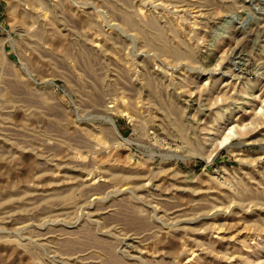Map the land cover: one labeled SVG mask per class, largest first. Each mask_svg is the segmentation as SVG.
Listing matches in <instances>:
<instances>
[{
  "label": "rangeland",
  "instance_id": "obj_1",
  "mask_svg": "<svg viewBox=\"0 0 264 264\" xmlns=\"http://www.w3.org/2000/svg\"><path fill=\"white\" fill-rule=\"evenodd\" d=\"M261 108L264 0H0V264H264Z\"/></svg>",
  "mask_w": 264,
  "mask_h": 264
},
{
  "label": "bare ground",
  "instance_id": "obj_2",
  "mask_svg": "<svg viewBox=\"0 0 264 264\" xmlns=\"http://www.w3.org/2000/svg\"><path fill=\"white\" fill-rule=\"evenodd\" d=\"M141 9V8H140ZM198 10V9H197ZM257 33V32H256ZM236 54V53H235ZM256 63V62H255ZM253 69V68H252ZM209 95V94H208ZM263 105V104H262ZM262 109V111L264 112V110H263V108H261ZM261 111V110H260ZM259 118V117H258ZM258 120V119H257ZM256 121V120H255ZM240 122V121H239ZM242 124H244V123H242ZM241 124V125H242ZM237 125V124H236ZM248 124H246V126H247ZM232 129V128H231ZM246 129H247V127H246ZM246 131V130H245ZM215 135V134H214ZM236 135V129H235V127L232 129V131L231 132H229V134L228 135H226L224 138H223V140H222V142L221 143H224L225 141H227L228 142V140H231L234 136ZM246 135V134H245ZM230 142V141H229ZM226 143V142H225ZM221 145V144H220ZM93 176V175H92ZM199 217V216H198ZM193 221V220H192ZM189 248V247H188ZM194 255V254H193ZM192 258V257H191Z\"/></svg>",
  "mask_w": 264,
  "mask_h": 264
}]
</instances>
